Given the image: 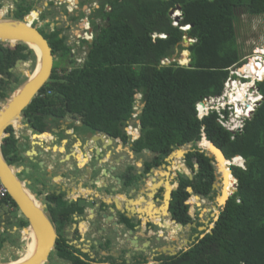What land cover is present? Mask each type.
<instances>
[{"label":"trees","instance_id":"obj_1","mask_svg":"<svg viewBox=\"0 0 264 264\" xmlns=\"http://www.w3.org/2000/svg\"><path fill=\"white\" fill-rule=\"evenodd\" d=\"M97 2L98 6L89 15L93 33L86 59L82 66L66 73L63 80L45 86L54 90L49 95L50 103H58L59 99L65 112L126 141L124 129L136 107L135 97L140 93L137 118L141 128L134 145L137 151L148 148L154 155L147 167L160 164L164 156L187 143H191L192 150L186 153V165L192 168L195 160L198 163L193 178H181L172 194L171 216L182 225L191 221L184 205L189 196L185 184L207 196L214 180V165L195 144L201 133L226 158L241 156L244 167L231 166L237 189L211 231L192 239L186 250L165 255L162 264H264V78L255 84L262 98L239 131L225 129L216 120L215 111L199 119L195 109L204 97L219 95L230 69L246 62L242 60L243 47L237 42L238 15L244 13L264 20V0ZM176 7L180 8L181 16L174 24L170 10ZM29 9L30 6L23 7L22 14L15 18L21 19ZM96 18L104 19L105 24H96ZM185 26L188 28L182 29ZM59 33L61 30L54 29L44 36L60 57L69 58L71 47ZM184 36L194 40L187 47L181 44ZM17 47L35 59L28 45L18 42ZM176 49L189 51V65L179 64L177 60L163 62L173 58ZM12 62L13 58L7 56L0 64V71ZM249 62L257 63V60L251 57ZM3 88L1 81L0 96L5 97ZM36 104H39L37 99H33L29 106ZM8 144L15 146V140ZM180 168L185 166L182 164ZM5 202L16 208L9 195ZM186 203L190 209L191 199ZM57 210L67 213L76 208L60 204ZM22 225H27L23 216ZM175 225L180 227L176 222Z\"/></svg>","mask_w":264,"mask_h":264},{"label":"flooded vegetation","instance_id":"obj_2","mask_svg":"<svg viewBox=\"0 0 264 264\" xmlns=\"http://www.w3.org/2000/svg\"><path fill=\"white\" fill-rule=\"evenodd\" d=\"M56 1L0 0V17L15 18L17 14L21 13L23 7L30 6V9L23 15L21 20L26 17L34 25V21L51 19H49L50 22H47L48 26L44 27L43 25L46 23L43 21L42 25H34L41 32L43 30H50V32L54 29L60 30L56 19L58 13H60L61 23L65 26L64 29H70L72 34H76L78 37L84 31L91 32L93 30L89 15L92 12L91 10L98 6L97 0H66L70 6L73 5V7L64 6L61 8L65 9L66 13L60 9L58 10L55 6L54 10L52 9V5L57 3ZM87 1H90V5ZM38 3L45 10L44 16L40 15L42 10L37 7ZM80 6L88 9V13L79 17L76 21L77 16L74 18V13L82 11L77 10ZM3 8L5 12L2 10ZM48 10L52 14H49L51 12ZM96 19L105 21L101 18ZM101 21H95V23L101 25ZM73 26H76L74 30H72ZM81 28L82 31H80ZM59 36L64 37L62 32L59 33ZM82 38L85 37L82 36ZM64 40L65 44L69 45L65 37ZM47 42L50 45L48 39ZM17 43L10 44V42L0 41V64L7 56L13 58L12 65L0 71V83L3 82V92L5 93V97L0 96V104L5 102L8 99L7 97L27 80V76L31 77L35 68L39 66L38 62L37 65L34 64L35 60L32 56L23 54L27 53L26 50L18 49ZM52 53L53 67L50 77L33 95L27 106L22 108L18 121L11 123L6 128L2 138V152L5 159L8 162L12 160L11 164L17 169L16 175L27 187L35 185L33 192L46 205L45 211L48 212L55 231L58 233L54 249L48 255V261L43 264H146L148 262L162 264L165 260L164 256H168L167 252H170L166 248L172 249L173 247L174 249L176 245L152 246L149 237L154 230L151 227L158 222L165 223L166 227H169L170 224L171 229H169L167 235L173 239L175 238L173 229L180 228L175 225V222L173 224L169 216L172 215L171 204L169 215H167L168 211H163L165 185L169 184L172 187L175 185L174 190H176L181 178L182 180L192 179L198 168L197 161H194L192 168L185 166L186 152L184 157H181L182 162L179 161L176 167L173 166L170 169L172 159H168L170 156L168 154L163 157L160 164L147 167V162L154 155L148 148L137 151L134 145V141L140 135L141 128L137 118L138 107L134 106L133 108L132 117L128 122V126L124 129L128 139L123 141L120 136H110L96 127L86 124L81 117L65 112L64 105L60 103L61 101L58 98V103L51 104L49 95L53 94L54 90L45 88V86L55 80H63L66 73H72L71 69L82 66L86 59L85 54L82 63L79 64L74 58L69 60L73 56L72 53L69 54L70 57L67 59L60 57V54L54 51L53 48ZM28 58L30 64L35 66L30 72L27 71L28 75H26L22 70V62ZM64 66L68 69L63 70ZM0 92H2L1 89ZM33 99H37L39 104L30 107L29 105ZM139 105H141L140 101ZM11 139L15 140V146L8 144ZM141 153L143 155L139 157ZM182 164L190 169L191 178L179 169ZM241 164L242 162L238 163V165ZM186 168L185 170L188 172ZM149 175H152L150 180H148ZM219 175L220 173L214 169L211 192L207 196L194 192L191 184L184 183L186 191H188L187 186L192 188V192L188 191L189 196L184 201L189 216H192L191 209H189V204L187 205L186 202H188L190 194L193 193V195L202 196L203 198L210 197L209 199L213 202L208 207L205 217L209 219V223L214 222L213 215L216 208L220 209V203L216 199L220 192V186H217L219 191L212 186L213 183L216 185L217 182H220L217 178ZM153 183H158V185H152ZM149 185H152L151 188H149ZM139 193L140 195H138ZM140 197L142 198L141 202L139 201ZM197 201L198 197H196V203H198ZM60 204L74 207L76 210L67 213L59 212L57 208ZM205 208H199L198 206V212H196L198 218ZM105 209H108L107 213ZM140 211L144 213H140ZM150 212H153V214ZM160 212H163V216L168 217L159 219V221L149 218H157ZM90 214H93V217H91L92 220L89 223L91 222L92 225L93 222L95 224L98 222L96 229L99 231V235L107 234L98 241L92 242L88 238L92 231L89 228L90 224L87 225ZM7 216L1 218L0 225L3 222L2 219H4V222L14 219L18 223L17 215ZM19 218H21V224L18 223V231L20 232L18 239L21 241L19 243L21 247V243L22 245L26 244L23 241L25 240L23 236L25 225H22V215ZM142 218H146L145 223ZM102 219H107L104 227L99 224ZM200 221L202 220L198 219L194 223L195 225H191V227L205 226L204 222ZM82 222L86 225L85 229ZM190 222L193 223L192 220ZM140 223H144L142 231L138 227ZM209 223H207L206 228H208ZM4 231H0V248L6 241ZM111 233L117 239H121L120 247L109 246L110 238L109 240L107 238ZM157 233L159 235L160 232ZM195 234L187 233L186 239L191 241L197 236ZM158 235L154 238L158 239L160 237ZM186 239H183L184 244ZM162 248L165 251H161Z\"/></svg>","mask_w":264,"mask_h":264},{"label":"water","instance_id":"obj_3","mask_svg":"<svg viewBox=\"0 0 264 264\" xmlns=\"http://www.w3.org/2000/svg\"><path fill=\"white\" fill-rule=\"evenodd\" d=\"M177 8L178 10L180 9L179 7ZM173 12L174 10H170V14H172ZM178 17L179 15L177 14L176 19H178ZM45 33H50V30H43V32H41L37 28V26H34L31 21L27 20L26 17L22 20L16 19L14 17H0V41H8L10 42V44H14L16 42L25 43L31 49H33L37 57V62L39 63L37 73L29 80L27 79L22 85H20L15 91H13L9 95V97H7L8 99L5 102L0 104V180L7 188L10 199L15 203V209L27 220V226L23 227V231L29 230V232H32L35 235L36 248L30 257L23 259V256L21 257V255L23 254V252H25V244H23V246L21 243V247L19 246L20 244L13 245L15 249L20 248V251L15 254H12L10 253V250L8 251V249L4 247L5 245L8 246L7 241H5L3 243V246L0 248V264H43L44 262L48 261V255L50 254L52 249H54V245L58 237V233L55 231L54 225L48 216V212L45 211L46 205L42 202L41 199H38L36 197V193L30 191L28 187L16 175L17 169L14 165L9 163L5 159V156L2 152V138L5 134L6 128L11 123L18 121L22 108L27 106V104L32 99L33 95L46 83L47 79L50 77V74L52 72V47L48 44L47 39L44 36ZM183 41L188 42L185 37ZM32 45L36 48L38 52L35 51ZM182 54L183 53L181 52L180 55L174 56L171 60H179ZM189 61L190 58L188 56V61L186 62L187 65H189ZM258 103L259 102H257V104ZM204 136V134L201 136V140L204 138ZM208 142L210 143V147L208 146V148H204L202 145L197 146L199 148V151L203 152L206 156L210 158V161L214 163L213 165L216 171H219L218 161L221 160V158H223L224 160H233L234 157L227 159L223 151L218 146H216L210 140H208ZM187 144H190L188 148H191V143ZM180 148L182 150L181 157H184L185 153L189 150L182 149L184 148V145L176 147L175 149H173L172 152L180 151ZM231 164L234 165L233 163ZM196 165L197 164L195 163V166ZM228 169L230 174L234 178V186L231 193H229L227 197L222 200V202L218 201L220 203V209L216 208V212L213 215L214 221L218 219L220 211L226 205V201L229 196L234 193V191H236L237 189V179L232 174L230 163H228ZM218 173H220V171ZM187 176L191 178L190 173H187ZM167 185H165L163 202L167 200V211L169 215V207L172 200V191L174 190L175 186L167 188ZM217 186L218 185H215V183H213L212 187L216 189ZM187 190L189 192H192L191 186H187ZM169 216L173 220V222H176L178 224V226H183L181 223H178L176 219H174L171 215ZM92 224L94 225L95 223L93 222ZM185 225L191 227V225L194 226V223L188 222ZM213 226L214 222L209 223L208 228H206L205 226H198L197 229L203 230V232L196 233L195 236L197 235L199 236V238L203 237L206 232L211 231ZM189 242L190 240L186 239L185 245H182L179 249L186 250L189 247ZM167 249L170 251L167 252L169 256L174 255L178 252L177 250H174L173 247L172 249ZM161 251H165V249L162 248ZM10 254H12V257L14 255L16 258H12L11 256H9Z\"/></svg>","mask_w":264,"mask_h":264},{"label":"rangeland","instance_id":"obj_4","mask_svg":"<svg viewBox=\"0 0 264 264\" xmlns=\"http://www.w3.org/2000/svg\"><path fill=\"white\" fill-rule=\"evenodd\" d=\"M52 1H56V0H52ZM91 1V0H90ZM90 1H87L88 2V4L90 5ZM57 3H53V5H52V9L54 8V6L55 7H57L58 8V10L60 9L61 11H63L64 13H66L65 12V9H61V8H63L64 6H69V7H73V5L72 6H70L69 5V3H68V1H56ZM62 4V5H59V4ZM68 4V5H67ZM37 7H39V9L40 10H42V12H41V16H44L45 15V10H43L42 9V7H41V5L38 3V5H37ZM76 9V8H75ZM3 11H4V8L2 9ZM54 10V9H53ZM77 10H82L80 13L79 12H77L76 11V13H74V18L76 17V21L79 19V17H82V16H84V14L85 13H88V9H86V8H81V6L79 7V9H77ZM49 12H51L50 10H48ZM5 12V11H4ZM3 12V13H4ZM177 11H174L173 12V16H174V13H176ZM49 14H52V12L51 13H49ZM48 14V15H49ZM53 16V15H52ZM239 16V21H238V27H237V30H236V32H237V42H238V44H240V45H242V47H243V49H242V51H243V54H244V56H243V58H242V60H247L248 61V59H249V57H252V56H256L255 55V53L258 51V49H261L263 46H264V20L262 19V18H258V17H253V16H249V15H247V14H244V13H241V14H239L238 15ZM48 20H41V21H39V22H37V21H34V25H37V24H40V25H42V23L44 22V23H46V24H44L43 26L45 27V26H48L49 24H47V22H50V18H47ZM50 19V20H49ZM56 19L58 20V27L60 28V30H61V32H62V35H64V37H65V39H66V42H67V44H69L70 45V47H71V53H72V59L74 58L77 62H79V64H81L82 63V60H83V57H84V55L86 54L85 52H86V49H88V47H87V44L89 43V41H90V39L89 40H86L85 38H82V36L83 37H89V36H91V33L89 32V31H84V32H82L81 34H79V36L80 37H78L76 34H72V31L70 30V29H64L65 28V26H64V24H62L61 23V21H60V19H61V17H60V13H58V14H56ZM43 21V22H42ZM96 22H100V21H98V19H96L95 20ZM101 24H105V21H101ZM48 28V27H47ZM76 28V26H73V28H72V30H74ZM80 31H82V28L80 29ZM89 35V36H88ZM185 37V36H184ZM184 37H183V39H184ZM186 38V37H185ZM187 40H188V42H182L181 44L184 46V47H187V45H189V44H191V41L193 42L194 40L193 39H189V38H186ZM190 41V42H189ZM186 50L187 49H183L181 52H183V53H185L186 52ZM262 50V49H261ZM260 50V51H261ZM188 51V50H187ZM179 50L178 49H176V52H175V54L173 55V57L174 56H178V55H180L181 54V52H179ZM34 54V53H33ZM189 56V55H188ZM187 56V57H188ZM177 58H179V57H177ZM65 59H67V58H65ZM172 59V58H171ZM170 59V60H171ZM188 59V58H187ZM33 60H35V59H33ZM170 60H168V59H165V61H164V63H168V62H166V61H170ZM178 60V59H177ZM178 62L179 63H181L180 62V58H179V60H178ZM35 64V63H34ZM253 65H251V64H248V65H244L243 67H249V68H251ZM34 68V65H31L30 64V59L28 58L27 60H25L24 62H22V70L25 72V74L26 75H28V72H30L32 69ZM241 69H244V68H242L241 67ZM28 71V72H27ZM260 77H263V76H260ZM253 80V79H252ZM20 82H22V81H20ZM24 83V82H23ZM22 83V84H23ZM21 84V85H22ZM249 86V85H248ZM255 92H254V90H252V94H254ZM137 96V95H136ZM132 124V123H131ZM197 145H199V142H197L196 143V146ZM198 147V146H197ZM182 149H184V150H188V149H190V150H192V146H191V148H188V147H186V146H184V148H182ZM143 154L141 153V154H139V157L140 156H142ZM179 157V159H180V161L182 162V158H181V155H179L178 156ZM173 158H176V157H173ZM239 162H242V161H239ZM184 165V164H183ZM185 166H186V164H185ZM186 168V167H185ZM179 169L182 171V172H185V173H189V171H190V169H188V168H186V169H188V172L185 170V169H183V168H180L179 167ZM155 170H157V169H155ZM174 170V169H173ZM155 174V173H154ZM151 176L152 175H149V178H148V180H150L151 179ZM217 179V178H216ZM31 191H33L34 190V188H35V185H30L29 187H28ZM217 191H219V189L217 188ZM196 197H198V199L200 200V203L201 204H199L198 203V205H196L197 203H196ZM192 198H195L194 199V203H192ZM210 197H205V198H203L202 196H196V195H193V193L192 194H190V197H189V199H191V205H190V212H191V215L192 216H190L191 217V220L193 221V223H195L198 219H200V220H202V221H200V222H204V225H205V227H207V223H209V219H207L206 217H205V214L207 213V210L206 211H202V215H200V217L198 218V215L196 216V212H198V206H199V208H205V206L206 207H210V205L212 204V202L213 201H211V199H209ZM7 205V206H6ZM197 206V207H196ZM97 207V206H96ZM86 208V207H85ZM10 209H9V205L7 204V203H3V204H1L0 205V218H2V216H4L3 214H4V212H8ZM87 210V209H86ZM107 211H108V209H105V212L107 213ZM14 212L15 213H17L18 214V211L17 210H15L14 209ZM214 212V211H213ZM212 212V213H213ZM9 213V212H8ZM140 213H144L143 211L141 212L140 211ZM19 215V214H18ZM168 215V214H167ZM168 217V216H167ZM166 217V218H167ZM198 218V219H197ZM197 219V220H196ZM90 220H92V218H88L87 219V222H89ZM194 220H196V221H194ZM9 222H11V221H9ZM98 223V222H97ZM96 223V224H97ZM192 223V222H191ZM90 224H91V222H90ZM90 225V227L89 228H91L92 229V231L90 232L91 233V236L92 237H89V235H88V238H90V240L93 242V241H98V240H100V238L102 237V236H105V235H107L106 233H103V234H101V235H99V231H97V229H96V227H97V225ZM115 224V223H114ZM165 224V223H164ZM162 222H158L157 224H153V227H152V229L154 230L153 231V233L151 234V236H150V233H149V239H150V241H151V245L152 246H168V245H176V248H174V250H177V251H179L180 249V247H181V245L183 244V245H185L184 244V242H183V239H185L186 237H185V234L187 235V233H193V234H195L196 232H199L200 230H198L197 228H196V230H194L192 227L190 228L189 226H187V225H183L182 227H180V228H174L173 229V224H172V229H173V231H175L174 232V236H175V238L173 239V238H171V237H169L167 234H168V231H169V229H171V227H170V224H169V227H166L165 225H164ZM167 224V223H166ZM201 224V223H200ZM8 225V224H7ZM162 225V226H161ZM195 225V224H194ZM198 225V224H197ZM196 225V226H197ZM159 226H161V227H159ZM8 227H10V226H8ZM202 231V230H201ZM17 232V233H16ZM14 234H15V237L17 236V239H18V234L20 233L19 231H16ZM25 231H23V236L25 235V240H23V241H25L24 243H26L27 244V240H28V235H29V231L25 234L24 233ZM157 232H160L159 233V235H158V233ZM181 232L182 233H184V234H182L181 235ZM160 236L158 239H156V238H154V236ZM181 235V236H180ZM10 236V235H9ZM109 237L107 238L108 240H109V238H110V240H109V246L111 247H113V246H115V247H117L118 245L120 246L121 245V239L119 238V239H117L115 236H113V234L111 233V234H109L108 235ZM17 239H14L13 240V242H16V241H18L17 243H15V244H19L21 241L20 240H17ZM134 243H135V241H134ZM26 244H25V246H26ZM24 246V245H23ZM25 249H26V247H25ZM22 252V251H21ZM4 260H7V259H4ZM146 264H149V262L148 263H146Z\"/></svg>","mask_w":264,"mask_h":264},{"label":"bare ground","instance_id":"obj_5","mask_svg":"<svg viewBox=\"0 0 264 264\" xmlns=\"http://www.w3.org/2000/svg\"><path fill=\"white\" fill-rule=\"evenodd\" d=\"M32 47L35 49V51L36 52H38L37 50H36V48L32 45ZM262 50L260 51L261 53H264V46L261 48ZM187 51V50H186ZM183 53V52H182ZM188 51L186 52V53H183L182 54V56H181V58H180V62L181 63H185L186 64V62L188 61ZM252 57H254V58H257L256 56H252ZM249 58H251V57H249ZM257 60V59H256ZM248 64H251V65H253L251 68H249V67H243L242 66V68H244V69H239V71L240 72H242V73H246L248 76H255V75H259V76H263L264 75V64H262V63H251V62H249V63H247V64H245V65H248ZM39 68V66L38 67H36L35 68V71H34V74L31 76V77H29V76H27V79L29 80L30 78H32L36 73H37V69ZM247 76V77H248ZM237 88H238V91H239V97H236V98H234V99H232V101H234V102H236V101H238V100H240V102L241 103H243V102H245V100H246V98H245V96H244V94L246 93V89H245V85L243 86V87H240V85L239 84H237ZM233 98V97H232ZM241 103H236V105L237 106H239V107H241L240 106V104ZM239 111V110H238ZM13 122V121H12ZM190 144H186V145H184V146H186V147H188ZM199 145H202L204 148H208V146L210 147V143L208 142V140L206 139V136H204V138L199 142ZM182 150H181V148H180V151H174V152H172L171 154H170V156L168 157V159H172V161H171V166H169L170 167V169L171 168H173V166L174 167H176L177 165H178V163H179V161H180V159H179V155H181L182 153ZM173 157H176V158H173ZM242 160V163H243V159L242 158H240V157H238V156H235L234 158H233V160H224L223 158H221V160H219L218 161V166H219V171H220V175L218 176V179L220 180V182L218 183L217 182V184H219L218 186H220V192H219V195L217 196V201H220V202H222V200L224 199V198H226L227 197V195L229 194V193H231V191H232V189H233V186H234V178H233V176L230 174V172H229V169H228V163H234V164H236V165H238V163H240L238 160ZM242 165V164H241ZM240 165V166H241ZM159 172L161 171V170H158ZM218 171V170H217ZM218 171V172H219ZM156 173H157V171H156ZM162 175H163V173H162ZM166 184H167V182H166ZM216 184V185H217ZM152 185H158V183H156V184H152ZM152 185H149V188H151V186ZM170 187H172V186H169V185H167V188H170ZM28 193V192H27ZM29 196V195H28ZM31 197V196H30ZM193 199H195V198H193ZM139 201L141 202L142 201V198L140 197L139 198ZM199 204H201L200 203V200L198 199V201H197ZM197 203V204H198ZM208 209V207H206L205 208V210L204 211H206ZM163 211H167V200H165L164 201V203H163ZM203 211V212H204ZM151 214H153V212H150ZM159 215V216H158ZM157 215V218H154V217H149L150 219H154L155 221H159V219H164V218H166V216H163V212H160L159 214ZM202 215V214H201ZM171 221L173 222V220L171 219ZM173 224H174V222H173ZM29 230H27V231H25V233H27ZM182 234H184V233H182L181 232V235ZM180 235V236H181ZM29 237H28V240H27V244H26V249H25V252H23V254H22V256H23V259H26V258H28V257H30L31 255H32V253H33V251L35 250V248H36V238H35V235L32 233V232H29V235H28ZM185 237H186V234H185ZM187 238V237H186ZM185 238V239H186ZM170 246V245H169ZM167 249V248H166ZM21 256V257H22ZM150 258V257H149ZM22 259V260H23ZM149 264H153L152 262H150Z\"/></svg>","mask_w":264,"mask_h":264},{"label":"built area","instance_id":"obj_6","mask_svg":"<svg viewBox=\"0 0 264 264\" xmlns=\"http://www.w3.org/2000/svg\"><path fill=\"white\" fill-rule=\"evenodd\" d=\"M259 51V49H258ZM257 51V52H258ZM258 63L264 64V57H262L260 54L255 53ZM237 74L239 76L244 75V73L238 72L236 69H230V75L227 78L225 82L224 90L220 95L217 96H208L204 97L201 101L196 103L197 107V115L198 117H203L204 115H207L208 113L212 112V110H216L218 113V117L216 120L227 130L234 132L239 131L242 128L243 125V118L239 117L238 114L234 113L231 115L230 112L227 114L223 112L224 109H226V105L231 102L230 99H234L237 97V85L236 83H239V79H234L233 75ZM256 78H259V75H256ZM243 84V83H242ZM241 84V85H242ZM233 97V98H232ZM229 108V107H228ZM245 114H249V107L246 108ZM229 116V118H228ZM235 118V119H234ZM8 194V190L5 187V185L0 180V203L5 199V197Z\"/></svg>","mask_w":264,"mask_h":264},{"label":"clouds","instance_id":"obj_7","mask_svg":"<svg viewBox=\"0 0 264 264\" xmlns=\"http://www.w3.org/2000/svg\"><path fill=\"white\" fill-rule=\"evenodd\" d=\"M107 9H109V6H107ZM171 10H174V11H177L176 13H174V16L172 15V17H173V19H174V21H173V23L174 24H177V20L180 18V16H181V12H180V9L178 10V8L176 7V8H174V9H171ZM177 14L179 15V17H178V19H176V16H177ZM21 20V19H20ZM101 25H103V24H101ZM186 28H188V26H185V27H182V29H186ZM91 33V36H89L88 38L87 37H85V39L86 40H89L90 39V41H91V39H92V33H93V30L90 32ZM165 35H163V37H164ZM89 41V42H90ZM5 42H8V41H5ZM88 45V44H87ZM30 48V47H29ZM33 50V49H32ZM88 50L89 49H86V54L88 53ZM260 50L261 49H259V51L258 52H256V53H258V54H260L262 57H264V53H261L260 52ZM34 52V51H33ZM35 54V53H34ZM168 60H170V59H168ZM164 61H165V59H164ZM163 61V62H164ZM178 61V60H177ZM36 62H37V57H36V55H35V65H36ZM170 62V61H169ZM168 62V63H169ZM179 63V62H178ZM248 63V61L246 60V62L244 63V64H242L240 67H238V68H236V67H234V68H232V69H236V70H238V72H240L239 71V69L243 66V65H245V64H247ZM179 64H185V63H179ZM34 65V66H35ZM240 73H242V72H240ZM245 74V76L244 75H241V76H239V75H237V74H234L233 75V78L234 79H239V83L237 82L236 83V85L237 84H239L240 85V87H243L244 85H245V91H246V93L244 94V96H245V98H246V100H245V102H243V103H241L240 102V100H238V101H236V102H234V101H232V99H230L231 100V102L230 103H228L227 105H226V109H224L223 110V112L224 113H228V112H230L231 113V115H233L234 113H236V114H238L239 115V117H242L243 119H245V118H247V117H249L250 116V114L252 113V111L254 110V108H255V106L257 105V102H259V100L262 98V96L260 95V93L258 92V90H257V88H256V81H258V80H261V79H263L264 78V75H263V77H260L259 76V78H256V75L255 76H248L246 73H244ZM229 75H230V71H229ZM229 75H228V77H229ZM248 76V77H247ZM227 77V78H228ZM227 78H226V80H227ZM253 79V80H252ZM226 80H225V82H226ZM225 82H224V84H223V89H222V91L224 90V87H225ZM243 83V84H242ZM242 84V85H241ZM249 85V86H248ZM252 90H254V94H252ZM222 93V92H221ZM220 93V94H221ZM219 94V95H220ZM141 94L139 93V94H137V96L135 97L136 98V103H135V105H136V107L139 105V101H140V98H141V96H140ZM236 95H237V97H239V91H238V88H237V93H236ZM201 101V100H200ZM199 102V101H198ZM241 103L240 104V108H239V111H238V109H237V107H236V103ZM229 107V108H228ZM249 107V114L248 115H246L245 114V110H246V108H248ZM195 109H196V115H197V107L195 106ZM212 111H215L216 112V114H217V117H218V113H217V111L214 109V110H212ZM209 114V113H208ZM205 116V115H204ZM197 117H198V115H197ZM199 119H201L200 117H198ZM228 118H229V116H228ZM235 119V118H234ZM243 122H244V120H243ZM243 126V125H242ZM241 130V129H240ZM235 132V131H234ZM204 133L202 132L201 133V135H200V139L198 140V141H200L201 140V136L203 135ZM205 135V134H204ZM173 151V150H172ZM171 151V152H172ZM188 151H190V149L188 150ZM187 151V152H188ZM170 152V153H171ZM169 153V154H170ZM235 157V156H234ZM241 157V156H240ZM242 158V157H241ZM243 159V158H242ZM244 160V159H243ZM211 162V161H210ZM212 163V162H211ZM213 164V163H212ZM234 164V163H233ZM230 165H232V164H230ZM234 165H236V164H234ZM187 166V165H186ZM238 166H240V165H238ZM188 167V166H187ZM241 167H244V165H243V163H242V165H241ZM8 195V194H7ZM230 197V196H229ZM6 198V197H5ZM5 200V199H4ZM4 200L0 203V205L1 204H3L4 203ZM11 209H12V211H14V209L15 208H12L11 207ZM16 210V209H15ZM19 214V213H18ZM19 215H21V214H19ZM25 226H27V225H25ZM25 237V236H24Z\"/></svg>","mask_w":264,"mask_h":264},{"label":"crops","instance_id":"obj_8","mask_svg":"<svg viewBox=\"0 0 264 264\" xmlns=\"http://www.w3.org/2000/svg\"><path fill=\"white\" fill-rule=\"evenodd\" d=\"M84 7H82V9H83ZM76 13V12H75ZM109 192V191H108ZM138 195H140V193L138 194ZM6 203V202H5ZM7 206V205H6ZM9 214H8V212L6 213V212H4V213H6V214H3L4 216H2V218L3 217H5V215L7 216V215H17L16 217L19 219V221H18V223L20 222V224H21V218H19L20 217V215H18L17 213H15L14 211H12V209H11V207H9ZM90 216V218L91 217H93V214H90L89 215ZM88 216V217H89ZM8 217V216H7ZM13 218H15V217H13ZM143 219V222L145 223V221H146V218H142ZM0 220H1V218H0ZM2 221L3 222H1V225H0V231H2V230H5L4 232H3V234L5 233V235H6V241L8 242V246H6L5 245V248H7L8 249V251L10 250V253H17V252H19L20 251V248H14L13 247V245H15V243H17L18 241H16V242H13V240L14 239H17V236L15 237V232L16 231H18L19 230V228H18V223L14 220V219H12V220H9V221H11V222H9V221H5L4 222V219H2ZM106 222H107V219H102L100 222H99V224L102 226V227H104V226H106ZM5 223V224H4ZM144 223L142 224V223H140V226L138 225V227L140 228V231H142V229H143V227H144ZM8 224V225H7ZM82 224L84 225V229L86 228V225H85V223L84 222H82ZM90 223L89 222H87V225H89ZM91 225V224H90ZM8 226H10V227H8ZM108 227V226H107ZM88 228V227H87ZM151 229H152V227H151ZM7 232V233H6ZM17 233V232H16ZM10 235V236H9ZM19 236V235H18ZM25 236V235H24ZM90 237H92L91 236V234H90ZM157 239V238H156ZM17 240H19V239H17ZM117 247H120L119 245L117 246ZM12 254H10L9 256H11L12 257ZM22 256V255H21ZM12 258H16L14 255H13V257Z\"/></svg>","mask_w":264,"mask_h":264}]
</instances>
